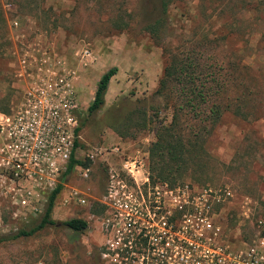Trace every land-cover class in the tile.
I'll return each mask as SVG.
<instances>
[{
	"label": "rangeland",
	"instance_id": "374dc122",
	"mask_svg": "<svg viewBox=\"0 0 264 264\" xmlns=\"http://www.w3.org/2000/svg\"><path fill=\"white\" fill-rule=\"evenodd\" d=\"M160 15L159 0H0V112L17 101L19 81L12 67L26 47L49 45L76 69L78 125L85 122L75 154L84 160L93 153L87 177L79 166L66 176L52 210L56 225L14 240L10 237L19 229L28 230L39 221L49 194L38 189L40 197L22 206L25 196L3 180L7 172L0 166V264H147L134 257L115 262L104 256L103 214L91 208L101 205L108 165L119 166L120 157L99 152L118 148L126 155L137 149L149 153L157 129L171 121L172 109L155 93L167 64L164 47L186 52L200 45L202 36L213 39L221 32L229 39L223 45L208 44L206 50L217 55L216 73L223 76L228 64L248 66L255 91L243 101L245 116L226 114L211 134L203 132L198 158L190 160L185 172L173 174V186L163 183L217 193L208 210L216 234L204 232L216 247L234 249L251 235L264 213V0H171L167 31L156 42L144 27ZM84 49L92 55L77 67L75 51ZM110 68L117 73L105 105L86 118L97 82ZM182 124L187 134L190 126ZM73 189L81 190L89 204L62 205ZM35 203L38 208L32 210ZM77 216L88 222L82 233L62 225Z\"/></svg>",
	"mask_w": 264,
	"mask_h": 264
},
{
	"label": "built area",
	"instance_id": "2783aa9c",
	"mask_svg": "<svg viewBox=\"0 0 264 264\" xmlns=\"http://www.w3.org/2000/svg\"><path fill=\"white\" fill-rule=\"evenodd\" d=\"M91 55L87 49L75 51L77 67ZM13 66L18 98L8 113H0V166L7 172L3 180L16 185L25 196L22 206H27L31 197H40L38 189L46 188L48 195L62 180L78 137L79 96L76 69L48 45H28ZM99 153L120 157L119 166L108 165L100 201L105 257L115 262L134 257L147 264H264V213L240 246L216 247L211 236L204 235L215 233L208 210L216 192L194 193L188 185L151 181L148 153L139 149L131 155L118 148ZM88 157L93 158V153ZM81 169L87 177L89 168ZM65 181L66 176L62 185ZM74 202L82 207L89 199L73 189L62 205ZM35 204L32 210H37Z\"/></svg>",
	"mask_w": 264,
	"mask_h": 264
},
{
	"label": "trees",
	"instance_id": "16d2710c",
	"mask_svg": "<svg viewBox=\"0 0 264 264\" xmlns=\"http://www.w3.org/2000/svg\"><path fill=\"white\" fill-rule=\"evenodd\" d=\"M170 4L171 0H159L161 15L157 20L149 22L144 27L156 42L164 34L163 32L167 31L166 18ZM216 36L213 39L202 36L199 42L202 49L199 48L200 45H196V48L191 47L188 51L181 52L182 50L179 49L167 50L164 47L167 64L163 69L162 78L155 93L164 99L166 106L171 108L172 112L171 121L157 129L156 140L149 149L148 169L152 181L158 180L173 186L176 182L173 174L185 172L189 163L191 164L194 158H198L196 150L203 145V132L211 134L226 114L245 116L246 112L244 111L247 106L243 101L245 97L252 95L255 91L252 83L248 80L250 77L249 67L243 68L244 65H237L236 69L232 67L234 64H228L222 68L225 71L223 76H219L214 69V60L217 55L214 51H210L214 55L212 53L208 55L206 50L208 44L214 46L219 42L223 45L229 37L228 34L222 32ZM228 59L231 61L230 57ZM210 60L211 62H209ZM227 63H229L228 60ZM12 68L14 73L15 68ZM116 73L117 68H110L100 76L96 89H94L93 98L86 109V118L103 109L107 90ZM221 77H223L222 80ZM10 108L7 105L0 113H8ZM181 118L184 124L191 127L187 134L183 131ZM84 122L81 121L80 125L76 127V136ZM80 146L81 142L77 137L62 180L48 195V203L39 221L28 230L19 229L10 239L30 236L47 226L56 225L51 215L58 195L63 189V178L69 175L74 167L88 168L91 162L89 157L83 160L76 156L75 148ZM197 162H200V159ZM98 205L91 208V212L101 215L104 212V207L99 203ZM62 225L72 232L82 233L87 229L88 222L77 216L63 222Z\"/></svg>",
	"mask_w": 264,
	"mask_h": 264
},
{
	"label": "flooded vegetation",
	"instance_id": "af4514ba",
	"mask_svg": "<svg viewBox=\"0 0 264 264\" xmlns=\"http://www.w3.org/2000/svg\"><path fill=\"white\" fill-rule=\"evenodd\" d=\"M49 46V45H48Z\"/></svg>",
	"mask_w": 264,
	"mask_h": 264
}]
</instances>
